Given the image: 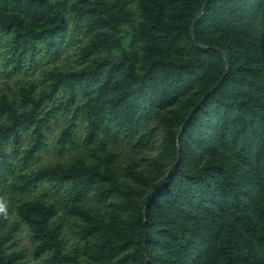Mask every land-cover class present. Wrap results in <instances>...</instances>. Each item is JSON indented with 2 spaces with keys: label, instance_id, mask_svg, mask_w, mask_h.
Segmentation results:
<instances>
[{
  "label": "trees",
  "instance_id": "trees-1",
  "mask_svg": "<svg viewBox=\"0 0 264 264\" xmlns=\"http://www.w3.org/2000/svg\"><path fill=\"white\" fill-rule=\"evenodd\" d=\"M131 3L0 0L10 75L81 60L0 90V264H264V0Z\"/></svg>",
  "mask_w": 264,
  "mask_h": 264
},
{
  "label": "rangeland",
  "instance_id": "rangeland-1",
  "mask_svg": "<svg viewBox=\"0 0 264 264\" xmlns=\"http://www.w3.org/2000/svg\"><path fill=\"white\" fill-rule=\"evenodd\" d=\"M130 7L133 9L135 15L137 16L138 15V12H137L138 11V0H132ZM75 38H78V36L76 35ZM126 43L127 44L129 43V37L126 39ZM76 45H77V41L75 39L65 48V50L63 51L60 57L52 58L49 56L40 55L38 59L37 73L35 74L27 75L24 73H20V74L10 75L9 71L6 70L5 67L0 66V90L7 92L9 94L13 93L17 91L19 87L18 85L26 84L27 81L37 78L38 73L41 70H43L44 68H48L50 66L64 67V68L77 66L81 62V60H79V56L75 54ZM61 125L63 124H59L54 129V131L49 134L51 142H53L55 135L60 133ZM162 134H163V129L161 128L156 138V142L150 151L153 150L154 152H156L160 149ZM52 157H53V153L49 152V153L43 154L42 160L47 161ZM21 235L24 237L23 243H28L29 241L27 239L26 228L24 229V231L21 232ZM31 264H35V263L31 261Z\"/></svg>",
  "mask_w": 264,
  "mask_h": 264
},
{
  "label": "water",
  "instance_id": "water-1",
  "mask_svg": "<svg viewBox=\"0 0 264 264\" xmlns=\"http://www.w3.org/2000/svg\"><path fill=\"white\" fill-rule=\"evenodd\" d=\"M204 13H205V6H204V10H203V14H204ZM201 17H202V16H199V17L195 20V22H194V24H193V29H192V31H194V26H195L197 20L200 19ZM212 48L221 51L220 48H218V47H212ZM226 62H228V59H227V58H226ZM227 73H228V70L226 69V70L223 72V74H222L221 79L219 80V82H218V83H217V84L211 89L210 92L215 91V90H216V89H217V88L223 83V81H224V79H225ZM210 92H209V93H210ZM197 108H198V106H197ZM195 110H196V108H195L193 111L190 112V114H189V116H188V119L191 118V116L194 114V111H195ZM178 160H179V156H178ZM176 164H177V163H176ZM176 164L174 165V168H173V169H175ZM170 178H171V176L168 178V180H170Z\"/></svg>",
  "mask_w": 264,
  "mask_h": 264
}]
</instances>
